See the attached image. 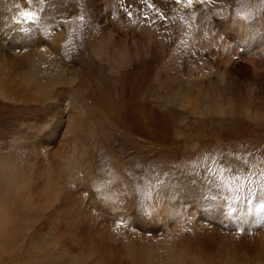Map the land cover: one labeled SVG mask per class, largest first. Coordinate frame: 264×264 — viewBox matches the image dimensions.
Listing matches in <instances>:
<instances>
[{"label": "rangeland", "instance_id": "1", "mask_svg": "<svg viewBox=\"0 0 264 264\" xmlns=\"http://www.w3.org/2000/svg\"><path fill=\"white\" fill-rule=\"evenodd\" d=\"M215 38L264 62V0H0V50L37 73L0 61V264H115L131 241L153 264H264L263 80L258 97L225 88ZM64 221L90 232L72 243Z\"/></svg>", "mask_w": 264, "mask_h": 264}, {"label": "bare ground", "instance_id": "2", "mask_svg": "<svg viewBox=\"0 0 264 264\" xmlns=\"http://www.w3.org/2000/svg\"><path fill=\"white\" fill-rule=\"evenodd\" d=\"M241 32V31H240ZM241 34V33H240ZM239 34V35H240ZM21 35H23V34H21ZM20 35V36H21ZM26 35V34H25ZM36 37V36H35ZM258 37V35L256 34V33H253V34H248V35H246V37L245 36H243V41H246L247 42V44L248 43H250L251 41H254L256 38ZM20 38V37H19ZM51 39H53V37H50ZM216 38H218V37H216ZM215 38V39H216ZM220 38V37H219ZM202 39V41L204 40L203 38H201ZM260 39V38H259ZM27 40V39H26ZM28 40H29V38H28ZM216 40H218V42L219 43H216L217 41ZM216 40H214L213 41V39H211V40H209L207 43H206V45H214V46H216V45H218L221 49H222V56H223V58L222 57H219L221 54H219V58H217V59H214L215 61H217V60H219V59H221V62H219V63H217L216 65H214V66H217V70L216 71H218V74H219V76H220V83L222 84V85H224L225 86V88H231V89H233V90H239V88H241V89H243L244 91H246V92H249L253 97H258V96H261L260 95V93H262L261 92V90L259 91H257V89H259V87L257 88V85H258V83L260 82V81H262V83H261V85H262V87L264 86V62H263V60L261 59V56H260V54L259 53H257L256 54V52H255V55H247V54H245V52H243V50H242V48H240V47H238L237 46V48L240 50V51H238V50H236V48L235 49H233V48H230L228 45H227V42L225 43L224 41H226L224 38H223V40L222 39H216ZM256 40H258V38L256 39ZM20 41V40H19ZM55 42V41H54ZM26 43H28V42H26ZM31 43V42H30ZM204 43V42H203ZM29 45V44H28ZM205 45V46H206ZM3 46V45H2ZM26 46V45H25ZM32 47V46H31ZM193 47H195V46H193ZM210 47V46H209ZM1 48V47H0ZM26 48V47H25ZM212 48V47H211ZM220 48H219V50H220ZM9 49V48H8ZM213 49V48H212ZM216 49V48H215ZM204 50V49H203ZM209 50V49H208ZM211 50V49H210ZM210 50H209V52H210ZM216 50H218V48L216 49ZM247 50V49H246ZM12 51V50H11ZM11 51H8V52H6L5 50H0V61L1 62H3L4 64H5V66L7 67V69H8V71H11V74H14V75H19L20 73H22V75L24 76V77H29V76H32L33 74L34 75H37V73L35 72V69L32 71V69H31V61H29L27 58L28 57H30L31 55H15V53H13V54H11L12 52ZM212 51V50H211ZM213 51H214V49H213ZM221 51V50H220ZM219 51V52H220ZM253 51V50H252ZM261 51H263V50H261ZM206 53H207V51H205ZM259 52V51H258ZM254 53V52H253ZM260 53H263V52H260ZM211 54H212V52H211ZM224 54V55H223ZM204 55V54H203ZM206 55V54H205ZM210 55V54H209ZM262 55V54H261ZM207 56V55H206ZM263 56H264V54H263ZM264 58V57H263ZM44 59L46 60V62H47V60H48V58H46V56L44 57ZM207 59V58H206ZM239 60H243L242 62H239ZM204 61V60H203ZM207 61H210V59L209 60H207ZM214 61V62H215ZM50 63V62H49ZM208 63V62H207ZM22 64H23V66H22ZM211 64V63H210ZM212 64H213V62H212ZM211 64V65H212ZM242 64H244V66H245V68L249 71H247L248 73H250V75H251V79H249V81H248V83H247V85H245V83L244 82H242V81H240V78L238 79V76H234V69L236 70V66H238V65H241V67H242ZM47 66L48 67H51V68H53L54 67V65H48L47 64ZM245 68H243V69H245ZM1 69V68H0ZM3 69H5V67L3 68ZM6 69V70H7ZM238 69V68H237ZM242 69V70H243ZM240 70H241V68H240ZM238 71V70H237ZM236 71V72H237ZM5 72V71H4ZM240 72H242V71H240ZM246 72V73H247ZM244 73H245V71H244ZM245 73V74H246ZM247 73V74H248ZM4 74V73H3ZM6 74V73H5ZM240 74V73H239ZM239 74H236V75H239ZM242 74V73H241ZM240 74V75H241ZM245 76V75H244ZM250 77V76H249ZM17 78V77H16ZM244 78V77H243ZM246 78V77H245ZM244 78V79H245ZM221 79H222V81H221ZM2 80H4V78L2 79ZM0 82H1V79H0ZM32 82H33V85L34 86H36V83H35V80H34V78H33V80H32ZM51 84H53V83H51L48 79L46 80V83H45V85L46 86H49V85H51ZM57 84H60V85H65V83L63 84V83H57ZM2 85V84H1ZM55 85V84H54ZM4 86H5V89H7L6 88V85L4 84ZM67 86V85H66ZM261 89H263V88H261ZM3 90V89H2ZM5 91V90H4ZM3 91V92H4ZM18 91V90H17ZM257 91V92H256ZM264 91V90H263ZM8 93L6 92V95H7ZM16 94V93H15ZM17 94H19V93H17ZM263 95H264V92L262 93ZM5 95V94H4ZM44 95V94H43ZM174 95V94H173ZM261 98L262 99H264V96H261ZM199 99H200V95L199 94H197V95H195V96H187V95H184V97H183V99H182V101H181V103H182V105L184 106V107H186V108H188V109H190V110H192V111H194V112H196V111H198L197 109H198V102H199ZM232 105L233 104H230L229 103V110H228V112H226V116H227V120L228 121H230L229 123L231 124V125H233V126H237V125H243L244 123V121H243V119H245L246 121H247V116L246 115H244L245 114V111H243L242 112V114H240V117H238V118H236L235 117V113H234V111H233V107H232ZM217 111V109H215L214 111H213V113H215ZM210 121H217V120H215V119H209ZM239 120V122H240V120L242 121V123H240L239 124V122H237ZM251 120L252 121H254V122H257V120H258V118H257V116H253L252 118H251ZM246 123V122H245ZM8 171L10 172V169H8ZM11 176H14V175H11ZM77 190V189H76ZM73 191V190H72ZM71 191V192H72ZM29 192V191H28ZM74 192H77V195H78V191H74ZM158 192V191H157ZM160 192V191H159ZM158 192V193H159ZM163 192V191H162ZM174 192V191H173ZM32 193V192H31ZM73 193V192H72ZM29 194V193H28ZM80 194V193H79ZM154 194V193H153ZM157 194V193H156ZM74 195V194H73ZM73 195H71L72 197H73ZM163 195H165V193L163 194ZM81 196V195H80ZM154 196H155V194H154ZM157 196V195H156ZM175 197H176V195H174ZM21 197V196H20ZM62 197H63V195H62ZM82 197V196H81ZM160 197V196H159ZM167 197V196H166ZM178 197V196H177ZM75 198H79L78 196H76ZM74 198V199H75ZM83 198V197H82ZM165 198V197H164ZM170 198V197H169ZM7 199V198H6ZM72 199V198H71ZM84 199V198H83ZM79 200V199H78ZM77 200V201H78ZM153 200V199H152ZM155 200V199H154ZM160 200H162V197L160 198ZM159 200V201H160ZM30 201V200H29ZM37 201V200H36ZM69 201V200H68ZM74 201V200H73ZM169 201V200H168ZM8 202V200H5L4 201V203L6 204ZM62 202H63V204H64V201L62 200ZM70 202V201H69ZM79 202V201H78ZM80 202H81V199H80ZM155 202H156V200H155ZM158 202V201H157ZM170 202H171V200H170ZM184 202V201H183ZM202 202V201H201ZM68 203V202H67ZM87 203V202H86ZM173 203V202H172ZM69 204V203H68ZM71 204V203H70ZM73 204H74V202H73ZM72 204V205H73ZM75 204H77V202L75 203ZM75 204H74V206H75ZM80 204V203H79ZM81 204H83V202L81 203ZM160 204V203H159ZM163 204H164V202H163ZM168 204H169V202H168ZM155 205H158V203L156 204L155 203ZM154 205V206H155ZM161 205V204H160ZM194 205V204H193ZM68 206V205H67ZM70 206V205H69ZM76 206H78V205H76ZM178 206V205H177ZM184 206V205H183ZM186 206H188L187 204H186ZM190 206V205H189ZM26 207V206H25ZM31 207V206H30ZM36 207V206H35ZM79 207H80V205H79ZM82 207V206H81ZM157 207H159V205L157 206ZM165 208H166V206H164ZM167 207H168V205H167ZM193 206H191V208H192ZM195 207V206H194ZM202 207V206H201ZM21 208V207H20ZM23 208V207H22ZM69 208H71V206L69 207ZM69 208H67V209H69ZM174 208V207H173ZM190 208V207H189ZM75 209V208H74ZM82 209V208H81ZM80 209V210H81ZM162 209V208H161ZM160 209V207H159V212L161 213V216L162 217H164L165 218V213H168V216L170 215V217H171V215H172V218H173V214H174V212L176 213V211H175V209L174 210H172V207H168L167 209H165L164 210V208H163V210H161ZM180 209V208H179ZM195 209V208H194ZM27 210V209H26ZM80 210H78V211H80ZM86 210V209H85ZM196 210H197V208H196ZM205 210V209H204ZM65 211V210H64ZM63 211V212H64ZM71 211H73L72 210V208L70 209V214H71ZM76 211V210H75ZM84 211V210H83ZM184 210H181V211H179V212H183ZM21 212V211H20ZM66 212H69V211H66ZM65 212V215H67V213ZM87 212V211H86ZM158 212V211H157ZM190 212V211H189ZM198 212H199V210H198ZM221 213V212H220ZM219 213V214H220ZM224 213V212H223ZM77 214H78V212H77ZM76 214V215H77ZM79 214H81V213H79ZM87 214V213H86ZM159 214V213H158ZM207 214H209V213H207ZM257 214V213H256ZM72 215H74V214H72ZM76 215H74V216H76ZM82 215V214H81ZM121 215V214H120ZM165 215V216H164ZM233 215V214H232ZM9 213H8V211H6V210H4V208L2 207V204H1V202H0V219H3V218H9ZM12 216V215H11ZM124 216V215H123ZM174 216H176V215H174ZM180 216V215H179ZM222 217H223V214L221 215ZM221 216H220V218H221ZM13 217V216H12ZM64 216H62V218H63ZM69 217H70V215H69ZM85 217V216H84ZM83 217V218H84ZM91 217V216H90ZM155 217H156V215H155ZM162 217L161 218H159V220L158 221H156L157 223L158 222H160V223H162L161 222V220H162ZM167 217V216H166ZM169 217V218H170ZM191 217V216H190ZM205 217H207V216H205ZM219 217V216H218ZM243 217V216H242ZM15 218H21V216L20 215H16V217H14V219ZM67 217H65V219H66ZM72 218H74V217H72ZM124 218H125V216H124ZM175 219L177 218V217H174ZM183 218V217H182ZM192 218H194V217H192ZM196 218V217H195ZM212 218V217H211ZM231 218H232V216H231ZM240 218V217H239ZM75 219V218H74ZM82 219V218H81ZM80 219V220H81ZM89 219V218H88ZM167 219H168V217H167ZM166 219V220H167ZM200 219V218H199ZM229 219V218H228ZM242 219V218H241ZM251 219V218H250ZM63 220V219H62ZM67 221H68V218L66 219ZM65 220V221H66ZM71 220V219H70ZM79 220V219H78ZM155 220V219H154ZM182 220V219H181ZM209 220H211V219H209ZM208 220V221H209ZM244 221H246L247 219H243ZM64 221V226H65V228L67 229H65L64 228V226H63V224H60V230L62 231V233L64 234L65 233V235H66V239H70V242H72V243H74V241L75 242H77V243H80V242H82L83 241V238H84V236H85V234H87L88 233V231H89V228L90 227H86V226H80V229H78L77 227H76V229H77V231H78V233H74L71 237L67 234V233H72V231H70V232H68L69 231V229H70V227H71V223H67V222H65ZM75 221V220H74ZM87 220H85V222H86ZM90 221H93V219H91ZM96 221V220H95ZM196 221V220H195ZM249 221V220H248ZM84 221H83V225H84V223H85ZM89 222V221H88ZM151 223H150V225H153L152 224V221H150ZM155 222V221H154ZM188 222H189V220H188ZM211 222H212V220H211ZM211 222H209V223H211ZM81 223V222H80ZM143 223V222H142ZM155 224V225H158V224ZM168 223H169V221H168ZM167 222H166V225L168 224ZM172 223H174V222H172ZM192 223H194V220H193V222ZM73 224V223H72ZM94 224H95V222H94ZM195 224V223H194ZM193 224V225H194ZM77 225H78V223H77ZM92 225V224H91ZM174 225V224H173ZM198 225V224H197ZM196 225V226H197ZM87 226H90V224L89 225H87ZM101 226V225H100ZM169 226V225H168ZM172 226V225H171ZM195 226V225H194ZM199 226V225H198ZM200 226H201V224H200ZM204 226V225H203ZM73 227V226H72ZM133 227L134 226H132V229H133ZM155 227V226H154ZM170 227V226H169ZM92 228V231H93V227H91ZM190 228V227H189ZM195 228V227H194ZM100 229V228H99ZM153 229V228H152ZM185 229V228H184ZM188 229V228H187ZM192 229V228H191ZM206 229V228H205ZM91 230V229H90ZM101 230H102V228H101ZM168 230V229H167ZM195 230V229H194ZM198 230V229H197ZM96 231L98 232V230L96 229ZM103 231V230H102ZM184 231V230H183ZM188 231V230H187ZM90 232V231H89ZM181 232V231H180ZM199 232H200V229H199ZM203 232V231H202ZM209 232V231H208ZM95 233V232H94ZM103 233V232H102ZM201 233V232H200ZM199 233V234H200ZM205 233V232H204ZM91 234V233H90ZM98 234V233H97ZM189 234V233H188ZM194 234H196V232L194 233ZM206 234V233H205ZM214 234V233H213ZM213 234H211V235H213ZM93 235V234H92ZM95 235V234H94ZM93 235V236H94ZM201 235V234H200ZM200 235H197V236H194V237H197L196 238V240L197 241H199V242H202V240L200 239L201 238V236ZM238 235V234H237ZM259 235V234H258ZM92 236V237H93ZM159 236H161V235H159ZM191 236V235H190ZM240 236V235H239ZM238 236V237H239ZM257 236V235H256ZM188 238H189V236H187ZM192 237V236H191ZM237 237V241L238 242H240V241H242L241 239L242 238H238ZM241 237V236H240ZM97 238H98V235H97ZM97 238H95V239H97ZM99 238H101V236L99 235ZM94 239V238H93ZM102 239V238H101ZM100 239V240H101ZM145 239V238H144ZM259 239H261V241H262V238H260L259 237ZM160 240V239H159ZM210 240V239H209ZM254 240H255V237H254ZM143 241V240H142ZM183 241V240H182ZM196 241V242H197ZM86 242V241H85ZM131 242H133V243H131V244H133V245H128V243L126 244V246H122V249H120V250H118V251H115L114 252V255H115V257L117 258V261H116V263L115 264H153L152 262H150V260H149V257H148V255H142L141 253H140V248H139V244L136 242V241H131ZM162 242H164V241H162ZM153 243V242H152ZM151 243V244H152ZM165 243V242H164ZM258 243H259V241H258ZM199 244V243H198ZM206 244V243H205ZM261 244H263V243H261ZM68 245V244H67ZM85 245H87V244H85ZM166 245V244H165ZM248 245H249V250H251L252 248H254L255 247V245H256V242L254 241H250L249 240V242H248ZM84 245H82V247H83ZM119 246V245H118ZM142 246H143V244H142ZM173 246V245H172ZM201 246V245H200ZM243 246H247V245H243ZM264 246V245H263ZM81 247V246H80ZM84 247H86V246H84ZM83 247V248H84ZM197 247V246H196ZM208 247V246H207ZM211 247V246H210ZM209 247V248H210ZM257 247V246H256ZM82 248V249H83ZM90 248V247H89ZM89 248H87V249H85V251L87 250V251H89V252H91L90 250H88ZM117 249H118V247H116ZM180 248V247H179ZM185 248V247H184ZM191 248V247H190ZM203 248V247H202ZM201 248V249H202ZM208 248V249H209ZM258 248V247H257ZM0 249H2V250H4L5 252H7L8 250H9V248L8 247H5V245H4V243L2 244V241L0 242ZM79 249V248H78ZM81 249V248H80ZM81 249V250H82ZM144 249V248H143ZM186 249V248H185ZM213 249V248H212ZM264 249V248H263ZM77 250V249H76ZM206 250V249H205ZM79 251V250H78ZM86 251V252H87ZM103 251H105V250H103ZM231 251H232V249H231ZM231 251H229V252H231ZM243 251H247V250H243ZM264 251V250H263ZM84 252V251H83ZM100 252V251H99ZM108 252V251H107ZM106 252V253H107ZM80 253V252H79ZM82 253V252H81ZM102 253V252H101ZM159 253V252H158ZM188 253V252H187ZM201 253V252H200ZM4 254V252H2V254L1 255H3ZM83 254V253H82ZM90 254V253H89ZM88 254V256H90ZM145 254V253H144ZM193 254V253H192ZM192 254H191V256H192ZM208 254V253H207ZM214 254V253H213ZM246 254V253H245ZM261 254V253H260ZM197 254H195V256H196ZM202 255H204L203 253H202ZM262 255V254H261ZM102 256H103V254H102ZM198 256H201L200 254H198L197 255V257ZM206 256V255H205ZM212 256V255H211ZM241 256V255H240ZM107 257H108V254H107ZM168 257V256H167ZM203 256H201V258H202ZM207 257V256H206ZM205 257V258H206ZM235 257V256H234ZM244 257V256H243ZM90 258V257H89ZM196 258V257H195ZM198 258H200V257H198ZM200 258V259H201ZM263 258V257H262ZM32 259H33V262H35L36 264H40V263H37V261H36V259H35V257L32 255ZM49 259H51V256H50V258ZM204 259V258H203ZM57 260V259H56ZM107 260V259H106ZM241 260V259H240ZM244 260V259H243ZM22 260H19L18 262H19V264H23L24 262H21ZM258 261V260H257ZM260 261V260H259ZM261 261H263V260H261ZM261 261H260V263H261ZM44 262V261H43ZM249 262V261H248ZM44 264H60V263H57V262H55V261H53V260H47ZM75 264V263H74ZM243 264V263H242ZM246 264V263H245ZM249 264V263H248ZM250 264H251V262H250Z\"/></svg>", "mask_w": 264, "mask_h": 264}, {"label": "snow or ice", "instance_id": "3", "mask_svg": "<svg viewBox=\"0 0 264 264\" xmlns=\"http://www.w3.org/2000/svg\"><path fill=\"white\" fill-rule=\"evenodd\" d=\"M177 2H178V0H177Z\"/></svg>", "mask_w": 264, "mask_h": 264}]
</instances>
